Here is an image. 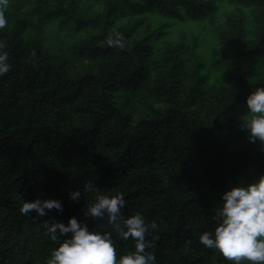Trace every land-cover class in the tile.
<instances>
[{
    "label": "trees",
    "instance_id": "1",
    "mask_svg": "<svg viewBox=\"0 0 264 264\" xmlns=\"http://www.w3.org/2000/svg\"><path fill=\"white\" fill-rule=\"evenodd\" d=\"M228 2L248 12L227 17L206 59L195 36L172 41L166 27L212 25L220 0H9L0 29L12 65L0 76V264H47L59 240L44 221L73 216L112 231L118 256L134 250L106 216L84 215L94 198L88 180L109 196L122 192L124 216L139 211L159 224L147 237L153 264H230L199 236L214 232L230 182L264 174V151L240 130L246 97L264 86V0ZM51 23L74 37L64 52L26 35ZM116 31L122 51L106 42ZM37 197L58 199L63 211L22 215Z\"/></svg>",
    "mask_w": 264,
    "mask_h": 264
},
{
    "label": "clouds",
    "instance_id": "2",
    "mask_svg": "<svg viewBox=\"0 0 264 264\" xmlns=\"http://www.w3.org/2000/svg\"><path fill=\"white\" fill-rule=\"evenodd\" d=\"M9 0H0V29L8 25L6 13ZM107 45L124 50L127 47L125 36L119 31L111 33ZM6 42L0 40V76L6 75L12 68L8 62ZM35 51L25 60L31 62ZM247 114L240 118V130L247 134L249 142L259 144L264 151V86L257 87L246 97ZM84 193L91 192L94 198L84 206L86 217L107 218L108 223L125 240L134 242V250L118 256L113 232L92 228L86 222L70 217L67 224L53 220L44 221L45 235L58 246L50 253L47 264H153L154 252L148 251L154 245L147 237L157 230L159 224L153 220L146 222L144 215L137 211L124 216L126 206L124 194L107 195L94 181L83 184ZM70 198L79 200L81 192L72 190ZM222 204L214 219V232L205 231L199 236V242L207 249L219 252L230 264H264V174L246 184L230 182L228 189L221 194ZM56 209L62 212L58 199L25 200L20 213L28 216L35 211L38 217L47 215L46 210ZM123 222V228L119 221ZM163 223V221H161ZM191 241L185 242V251H190Z\"/></svg>",
    "mask_w": 264,
    "mask_h": 264
},
{
    "label": "rangeland",
    "instance_id": "3",
    "mask_svg": "<svg viewBox=\"0 0 264 264\" xmlns=\"http://www.w3.org/2000/svg\"><path fill=\"white\" fill-rule=\"evenodd\" d=\"M84 4L97 6L102 3V0H82ZM31 2L23 8L24 17L30 11ZM235 12H241L243 15L248 12V9L241 8L239 10L235 5L228 0H220V7L216 15V22L212 25L203 23H188V22H169L168 34L165 38L172 41H188L192 36L196 37V49L206 59L209 57L210 49L216 46L217 34L221 28L226 27L227 17ZM58 23H51L46 29H32L26 32L27 36H38L42 39L44 47L51 53L64 52L73 42L74 37L68 34L66 30L59 31Z\"/></svg>",
    "mask_w": 264,
    "mask_h": 264
}]
</instances>
